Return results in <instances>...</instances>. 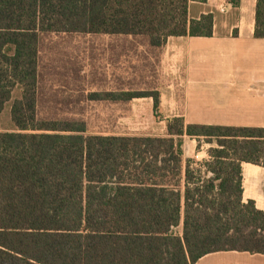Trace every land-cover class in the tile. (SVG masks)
Instances as JSON below:
<instances>
[{
	"label": "trees",
	"instance_id": "trees-1",
	"mask_svg": "<svg viewBox=\"0 0 264 264\" xmlns=\"http://www.w3.org/2000/svg\"><path fill=\"white\" fill-rule=\"evenodd\" d=\"M191 0H0V264H195L218 251L264 254V211L244 201L243 163L264 167V127L167 119L166 134H85L84 122L39 119L45 33L213 35L214 15ZM206 2L207 0H195ZM239 6L240 0H230ZM255 36L264 38V0ZM20 95L14 98L16 90ZM159 91L92 92L128 102ZM185 137L209 158L184 168ZM180 228V230H179Z\"/></svg>",
	"mask_w": 264,
	"mask_h": 264
},
{
	"label": "rangeland",
	"instance_id": "rangeland-1",
	"mask_svg": "<svg viewBox=\"0 0 264 264\" xmlns=\"http://www.w3.org/2000/svg\"><path fill=\"white\" fill-rule=\"evenodd\" d=\"M167 43L152 46L147 37L132 35H43L39 119L82 121L85 134L164 136L174 110L183 113L185 89V75L178 62L169 58ZM103 91H159L161 104L155 109L150 97L128 102L89 99L90 93ZM19 95L17 89L14 98ZM10 104L0 112L1 131L14 128ZM191 140L185 137L184 164L191 159L198 166L209 158V144L202 142L200 149H194Z\"/></svg>",
	"mask_w": 264,
	"mask_h": 264
},
{
	"label": "crops",
	"instance_id": "crops-1",
	"mask_svg": "<svg viewBox=\"0 0 264 264\" xmlns=\"http://www.w3.org/2000/svg\"><path fill=\"white\" fill-rule=\"evenodd\" d=\"M226 2L191 0L190 18L214 15L213 35L167 41L169 58L178 62L185 75L183 113L174 110L173 116L182 115L187 123L264 127V38L255 36L257 0H240L239 6L221 12ZM40 47L41 41L39 60ZM170 107L175 108L171 102ZM191 141L196 149L197 140ZM243 187L244 201L252 199L264 211V167L244 162ZM195 264H264V254L218 251Z\"/></svg>",
	"mask_w": 264,
	"mask_h": 264
},
{
	"label": "built area",
	"instance_id": "built-area-1",
	"mask_svg": "<svg viewBox=\"0 0 264 264\" xmlns=\"http://www.w3.org/2000/svg\"><path fill=\"white\" fill-rule=\"evenodd\" d=\"M232 6H234L233 3L230 0H228V2H226L220 7V11L227 12Z\"/></svg>",
	"mask_w": 264,
	"mask_h": 264
}]
</instances>
